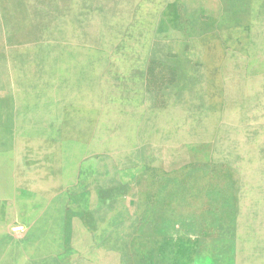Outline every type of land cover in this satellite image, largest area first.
Wrapping results in <instances>:
<instances>
[{
  "label": "rangeland",
  "instance_id": "374dc122",
  "mask_svg": "<svg viewBox=\"0 0 264 264\" xmlns=\"http://www.w3.org/2000/svg\"><path fill=\"white\" fill-rule=\"evenodd\" d=\"M0 191L2 264H264V0H0Z\"/></svg>",
  "mask_w": 264,
  "mask_h": 264
},
{
  "label": "crops",
  "instance_id": "0c3cea01",
  "mask_svg": "<svg viewBox=\"0 0 264 264\" xmlns=\"http://www.w3.org/2000/svg\"><path fill=\"white\" fill-rule=\"evenodd\" d=\"M160 34H163V37H172L173 32L172 31H160ZM4 192L0 191V205H3V198H4ZM36 220H35V229H36V239L35 241H37V237L39 234V241L41 242L42 240V208L39 209V216H38V208H36ZM4 219L0 218V264H2V259L4 260V256H5V252L7 251V247H5V244H8L9 246H11V250L13 252H15V256L14 258L16 260H20V254H19V250L20 247L19 245L21 244H26L27 240L25 236H23L21 239H11V236H7L4 237ZM27 226V225H25Z\"/></svg>",
  "mask_w": 264,
  "mask_h": 264
},
{
  "label": "bare ground",
  "instance_id": "6f19581e",
  "mask_svg": "<svg viewBox=\"0 0 264 264\" xmlns=\"http://www.w3.org/2000/svg\"><path fill=\"white\" fill-rule=\"evenodd\" d=\"M243 248V247H242Z\"/></svg>",
  "mask_w": 264,
  "mask_h": 264
}]
</instances>
